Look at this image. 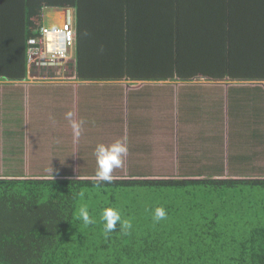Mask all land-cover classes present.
Returning <instances> with one entry per match:
<instances>
[{
    "label": "trees",
    "instance_id": "16d2710c",
    "mask_svg": "<svg viewBox=\"0 0 264 264\" xmlns=\"http://www.w3.org/2000/svg\"><path fill=\"white\" fill-rule=\"evenodd\" d=\"M46 7L74 9L79 82H264V0H0V80L28 75ZM240 185L264 180L0 177V264H264V222L226 207ZM109 207L132 227L105 234Z\"/></svg>",
    "mask_w": 264,
    "mask_h": 264
},
{
    "label": "crops",
    "instance_id": "0c3cea01",
    "mask_svg": "<svg viewBox=\"0 0 264 264\" xmlns=\"http://www.w3.org/2000/svg\"><path fill=\"white\" fill-rule=\"evenodd\" d=\"M56 10L74 12L46 7L47 22L62 20ZM72 72L52 85L0 80V172L59 163L50 176L9 177L93 180L96 146L123 140L114 170L126 174L114 179L264 180V82H79ZM68 112L84 121L79 142ZM238 187L226 194L232 217L264 222V188Z\"/></svg>",
    "mask_w": 264,
    "mask_h": 264
},
{
    "label": "built area",
    "instance_id": "2783aa9c",
    "mask_svg": "<svg viewBox=\"0 0 264 264\" xmlns=\"http://www.w3.org/2000/svg\"><path fill=\"white\" fill-rule=\"evenodd\" d=\"M55 12L63 17L62 20L54 18L52 23L38 25L34 29L36 37L27 41L28 77H34L35 74V77L43 82L55 78L62 80V72L72 65L75 49L74 12L72 10ZM38 72L46 73V77L37 76Z\"/></svg>",
    "mask_w": 264,
    "mask_h": 264
},
{
    "label": "clouds",
    "instance_id": "9594fccd",
    "mask_svg": "<svg viewBox=\"0 0 264 264\" xmlns=\"http://www.w3.org/2000/svg\"><path fill=\"white\" fill-rule=\"evenodd\" d=\"M67 119L70 122L73 141L79 142L82 134V126L84 121H77L73 119V113L68 112L66 114ZM128 153V148L123 140H117L111 145L98 144L94 150L96 157L97 170L92 179L96 182L97 186L101 182L112 183L114 177L112 172L115 168H120L123 164V157ZM53 178V177H52ZM80 217L82 218L85 225L95 223L89 215L87 208L82 207L80 209ZM166 217L165 210L163 208H157L155 210L154 219L160 221ZM102 219L105 223V234L111 233L117 229L118 223L121 229H130L132 224L128 220L121 222V215L119 211L114 208H106L102 214Z\"/></svg>",
    "mask_w": 264,
    "mask_h": 264
},
{
    "label": "rangeland",
    "instance_id": "374dc122",
    "mask_svg": "<svg viewBox=\"0 0 264 264\" xmlns=\"http://www.w3.org/2000/svg\"><path fill=\"white\" fill-rule=\"evenodd\" d=\"M47 11L44 13V15H52V13L53 12H48L47 14ZM44 23H46V24H49V22H47V18H44ZM71 64H72V62H71ZM65 69V68H64ZM74 70V67H73V69H72V67L71 66H69V67H67L66 68V70H64L63 72H62V82H68V81H70V79L69 78H71L72 76H73V71ZM29 72L30 73H32V70L31 69H29ZM46 74V73H45ZM44 73H40V72H38L37 73V76H43V77H46V75H45ZM72 75V76H71ZM33 76L34 77H30L29 79L32 81V82H43V81H39L35 76V74H33ZM59 77V76H58ZM58 79L59 78H55V79H50V80H45V82L44 83H49V82H56V81H58ZM204 79V78H203ZM202 81H204V80H200V79H195V80H193V81H191V82H202ZM123 82V81H122ZM130 82V81H129ZM49 84H51L52 85V83H49ZM137 84V83H136ZM138 85V84H137ZM128 86H131V85H128ZM133 86V85H132ZM139 86H143L142 84L141 85H139ZM137 107H138V105H137ZM138 111H139V107H138ZM107 124H109V122H107ZM38 154H36V156H37ZM29 157H32V153H31V155H29ZM38 158H40V157H38ZM31 164L33 165L34 164V161L32 160V162H31ZM59 167H61V165L58 163L57 165H51V167L49 168V169H47V170H43V171H41V170H36V171H29L30 173H32L31 175H42V176H50L51 174H54L55 173V170L57 169V168H59ZM28 171L27 172H22V171H19V172H16L15 170H5V171H3V172H0V177L1 176H3V177H9V176H16V175H20V174H22V176H28L30 173H29ZM96 172V171H95ZM94 172V173H95ZM56 173H58V172H56ZM64 173H68L69 175L72 173V175H74V172H72V171H65ZM126 174V172L125 171H118V170H113V172H112V175H116V176H124ZM34 177H37V176H34ZM34 177H29V178H34ZM139 192V191H138ZM261 200H263V195H260V197H259Z\"/></svg>",
    "mask_w": 264,
    "mask_h": 264
}]
</instances>
